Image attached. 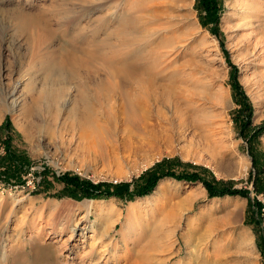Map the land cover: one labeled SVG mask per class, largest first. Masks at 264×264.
I'll return each instance as SVG.
<instances>
[{"label": "rangeland", "instance_id": "obj_1", "mask_svg": "<svg viewBox=\"0 0 264 264\" xmlns=\"http://www.w3.org/2000/svg\"><path fill=\"white\" fill-rule=\"evenodd\" d=\"M95 1L0 0V123L5 117L8 121L7 128L0 129V264H86L76 247L61 246L69 232L54 242L44 225L48 215L81 217L87 201L90 222L83 230L76 228L69 246L79 248L85 233L84 251L92 246L94 257H109L108 264H264L248 208V199L264 200V129L249 144L239 134L236 119L244 120L246 113L237 112L230 87L234 66L235 80L251 108L250 127L264 123V66L245 71L234 19L223 24L234 0H216L215 34L210 22L200 23L196 0H139L117 8L124 12L118 19H111L106 10L96 11ZM78 9H84V30L74 34L67 23ZM125 16L127 26L136 27L139 34H158L136 60L155 72L158 99L153 91L140 99L148 106L139 107L136 118L135 97L117 91L128 78L134 79L122 78L115 70L124 49L122 36L112 33L125 26ZM157 20L169 28L163 30ZM170 40L177 54L166 65L153 60L155 43ZM141 66L134 70L136 75ZM67 72L73 77L68 79ZM84 82L93 90L88 113L79 101L71 102ZM16 83L21 100L14 114L6 104ZM49 92L61 94H54L53 101ZM56 99L58 105L67 104L66 110ZM69 104L75 105V112L69 113ZM169 120L182 125L180 140ZM5 133L19 165L4 152ZM162 158L205 167L215 179L247 190L248 198L208 197L198 181L172 177L158 179L151 191L132 199L86 198L62 190L51 178L67 171L93 182L130 181ZM28 179L33 186L25 184ZM123 224L139 239L127 244L128 253L120 248L112 257L110 243H104L117 241L122 247L118 232ZM259 225L264 229V210ZM90 226L94 236L98 231L104 236L92 242Z\"/></svg>", "mask_w": 264, "mask_h": 264}, {"label": "bare ground", "instance_id": "obj_2", "mask_svg": "<svg viewBox=\"0 0 264 264\" xmlns=\"http://www.w3.org/2000/svg\"><path fill=\"white\" fill-rule=\"evenodd\" d=\"M30 1H32V0H30ZM141 1H139V0H97V3H96V1L93 3L97 4V5L95 4L96 5V11L97 10H106V12L107 11L109 12L108 15H109V17H111V19H118L122 14H124V12L120 11L117 8L120 7L122 10V8L123 7L125 8V5H127V4H132V5L138 4ZM25 2H26V0H25ZM84 9L86 10V8H84ZM84 9H82V10L80 9L81 10L80 13H79V9H78V11H76L77 14L73 15L71 17V20L69 19V21L67 23V25H69V27H70V30L74 34L80 33L84 30L80 26V24L82 23L81 22L82 16L85 14ZM229 9L230 10L228 11V13H226V17L223 19V24H225V23L227 24V22L230 19H234V23H233L234 27L233 28L239 37V39L236 38L239 40L238 41L239 42V51L241 52V54L242 53L244 54V56H242V57L244 58L245 63H246V66H244V67H246L245 71L251 69L253 66H258L257 64H262L264 66V1L263 0H261V1H257V0H234L232 5H229ZM73 10H75V9H73ZM123 18H124L123 24L125 26H123L121 28L116 27V30L113 31V33H112L114 35L122 36L121 37V39H122L121 49H124V51L120 54L121 55L120 59L117 60L118 65L116 66L115 70H117L118 75H120V77H122V78H124V76L129 75V76H134V79H129L127 77L128 80L124 81L121 85H119L117 88V91L119 93L122 92V95H124V92H127V93L130 92L131 96L135 97V101H137L136 106H135L136 109L135 110L133 109L132 113L134 114L133 117H135V116L137 117V115L140 116V112L138 110L139 107L142 108L143 106L144 107L148 106L147 101L143 103L142 101H140V99H142V98L145 99V97L148 98V96H149L148 93H150L151 91H153V93H154V91H155L154 89L157 88L158 86H155V84L157 85V83L154 80L155 77L153 76V73H155V72H153L152 69H149L150 67L139 65L138 63H136V60L140 59V57L142 55L141 53L143 51V48H145L146 45L153 42L154 37L157 36L158 34L156 33L157 31L156 32L154 31V33H150L148 35H141L138 33L139 31H137L135 29L136 27L133 28L134 27L133 25H132L133 27H130V28H129V26H127L128 17L125 16ZM158 19H160V18H158ZM121 21H122V19H121ZM146 22H147V20H146ZM156 22L159 24L158 20ZM229 24H231V23H229ZM161 25H163V24H161ZM161 27L163 28V30H166L169 28L168 25L165 26V24H164V27L163 26H161ZM110 28H112V27H110ZM163 42H156L155 43L154 48H153L154 49L153 50V53H154L153 60L156 59V60H158L159 63L162 62V63H164L163 65H166L167 64L166 60L168 62L170 60V58H173V56H175L177 54V51L173 50L171 40L168 41L169 43L164 42L166 44H163ZM173 44H174V42H173ZM109 47H113V45L110 44ZM128 58H129V61L127 62L126 59H128ZM104 63H108V62H104ZM155 64H157V63H155ZM138 66H141V69H139L140 75H136L135 73H137V72L134 71L136 68L138 70ZM157 68H155V69H157ZM159 68L161 69L160 66H159ZM54 73H59V72L58 71L53 72V74ZM67 73L69 74V72H67ZM109 73L110 72L107 71L108 75H109ZM64 74L66 75V73H64ZM135 76H137V77H135ZM55 77H57V74ZM71 77H73V76H71ZM71 77L69 74L68 79H70ZM56 79L58 81V78H56ZM64 79L65 78H63V80ZM243 79L244 78L242 77V81H243ZM52 80H54V79H52ZM63 80H62V82H63ZM107 80H109V79H107ZM49 81H51V79ZM87 83L84 82V84H82V83H81L82 85L80 84V87H79L80 90L78 89L80 92L79 97L77 98V96H75V98H72L74 101L71 100V102H73V103H77L79 101V103H81L83 105L82 107H84L86 113L90 112V110H91L90 106L87 104V100L93 91L92 88H90ZM255 83L258 84L257 86H260V82H255ZM52 84L56 85L55 83H52ZM48 87H49V85H48ZM261 87H263V89H264V86L261 85L260 89H261ZM76 88H78V87H76ZM109 89H110V87H109ZM262 91H264V90H262ZM16 92H17V83H16V86L13 88V90L7 96L9 101L6 105L8 106V109L11 113L16 112L17 109H19V107H20L19 100H21V99L18 100V97L16 96ZM58 92H60V90H58ZM49 93H50V96H53V98L51 97L53 99V101H54V98L57 96V94H59L56 92L57 94L54 93L56 95L55 96L52 92H49ZM60 94H59V96H60ZM73 97H74V95H73ZM144 99H142V100L144 101ZM157 99H158V96L156 95L155 100H157ZM50 101H51V99H50ZM53 101L51 103H53ZM57 101L58 100L56 99V105H58ZM69 102H67V103H69ZM21 103H23V101ZM66 106H67V104L66 105H65V103L62 104V102L58 105V107H60V109H63V110H66ZM73 106H75V105H73ZM73 106L70 105L71 108H70L69 113H71V111H73V110H71L72 108H74ZM173 107L176 108L175 102H174ZM55 108L58 109L57 106ZM68 110H69V108H68ZM73 112H75V111H73ZM169 124H170L172 131L174 132L175 139L180 140L182 138V136L184 135V130H183V128H181L182 125L180 123L174 124L172 121H170ZM90 202L91 201H87V202H85L86 204L84 203V205H85L84 213L79 218H76L73 213H67L62 217H54V218L51 217L50 215H48V222H47V224L44 225V227L47 228L46 229V235H47V238H50L51 241L53 240L54 242H57L61 239V236L64 232H69V234H67L68 235L67 238L64 240L63 244H61V246H63L64 248H66L68 250H71V249H73V247H76V252H81L80 259L83 260V262H86V264H100L101 262H103V264H108L109 257L104 256L103 258H101V257L97 256V259H96V257H94L92 246H90L88 251H84L85 246L83 244V242H84L83 240H84L85 233H83V235H82V239H81L82 241H79V243L81 244L79 246V248H77L78 247L77 245L76 246H73V245L69 246V242L72 239H74V238H72V236H73V232L76 230V228L80 227L79 229L83 230L84 228H86V226L90 222V219L88 217L89 216L88 214L90 212H89L88 206H86V205H89ZM90 227L92 230L91 231L92 235L88 236V238H90L92 240V242L95 241L96 239H100L104 236V233H102L100 231H98L96 233L97 236L96 235L94 236L95 231L92 228V226H90ZM130 232L131 231H130L129 227L127 226V224H123L122 227L119 229L118 233L120 235L122 247L119 246L117 241L110 240L107 243H104V241L102 242V243H104V246L110 243V247H111L110 253L112 254V257L115 256L116 251L118 252L120 248H121L120 250L124 251L125 253H128L129 248L127 247V244H134L138 241L139 236L136 235L135 233H130ZM127 241H128V243H127ZM47 262L52 263V260L49 259V260H47ZM64 264H66V262H64ZM114 264H117V261H115ZM132 264H136V263H132ZM176 264H183V262H177Z\"/></svg>", "mask_w": 264, "mask_h": 264}, {"label": "trees", "instance_id": "obj_3", "mask_svg": "<svg viewBox=\"0 0 264 264\" xmlns=\"http://www.w3.org/2000/svg\"><path fill=\"white\" fill-rule=\"evenodd\" d=\"M217 2L216 0H196V9L202 12L200 23L205 26L210 22L209 30L216 33L215 22L217 19ZM230 75V87L232 89L234 100L239 105L238 113H246L244 120L236 119L238 124V132L244 137L246 142L255 139L257 134L264 129V123L255 127H250L249 115L251 112L250 105L246 102V97L240 90V86L235 80L234 73L235 67ZM8 121L5 117L0 123V129L7 128ZM2 145L4 152L7 153L8 160L18 164L16 155L10 150V137L5 133L3 134ZM253 159V157H252ZM23 162H25L24 159ZM19 165V164H18ZM178 166H185L187 170H176ZM43 175L41 181H45L46 170L42 171ZM162 177H172L177 180L184 181H198L204 187L208 197L222 196L237 194L247 197L248 191L240 188H232L228 182L220 179H215L205 167L192 164L190 162H180L174 158H162L161 160L153 163L149 168L142 171L137 177L132 178L130 181H96L93 182L87 178L78 176L71 172H62L60 174H52L51 178L61 184V189L71 193H78L82 197H107L116 196L120 198L132 199L135 196H140L148 193L153 189L158 179ZM38 185V183H36ZM253 187H256V178L252 177ZM262 204L256 198L248 199V208L250 209L249 218L253 221V226L257 227L256 244L261 253H264V229L260 227V214Z\"/></svg>", "mask_w": 264, "mask_h": 264}, {"label": "built area", "instance_id": "obj_4", "mask_svg": "<svg viewBox=\"0 0 264 264\" xmlns=\"http://www.w3.org/2000/svg\"><path fill=\"white\" fill-rule=\"evenodd\" d=\"M25 184L27 186H29V185L33 186V181L31 179H28V180L25 181ZM260 202L262 204L261 210L263 211L264 210V200L260 199Z\"/></svg>", "mask_w": 264, "mask_h": 264}]
</instances>
